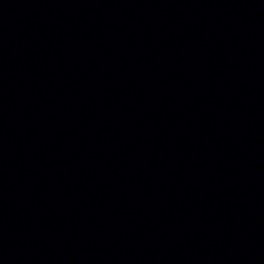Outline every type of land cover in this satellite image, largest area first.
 <instances>
[{
  "label": "water",
  "instance_id": "95a60500",
  "mask_svg": "<svg viewBox=\"0 0 264 264\" xmlns=\"http://www.w3.org/2000/svg\"><path fill=\"white\" fill-rule=\"evenodd\" d=\"M229 100L264 214V0H210Z\"/></svg>",
  "mask_w": 264,
  "mask_h": 264
}]
</instances>
